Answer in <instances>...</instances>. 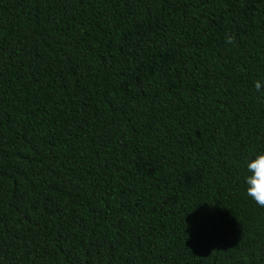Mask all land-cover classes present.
I'll use <instances>...</instances> for the list:
<instances>
[{
    "label": "trees",
    "instance_id": "1",
    "mask_svg": "<svg viewBox=\"0 0 264 264\" xmlns=\"http://www.w3.org/2000/svg\"><path fill=\"white\" fill-rule=\"evenodd\" d=\"M256 81L264 0H0V264H264Z\"/></svg>",
    "mask_w": 264,
    "mask_h": 264
},
{
    "label": "clouds",
    "instance_id": "2",
    "mask_svg": "<svg viewBox=\"0 0 264 264\" xmlns=\"http://www.w3.org/2000/svg\"><path fill=\"white\" fill-rule=\"evenodd\" d=\"M233 37L227 36L226 43H232ZM264 81H256L255 87L259 90ZM245 191L258 205L264 206V149L256 151L244 162Z\"/></svg>",
    "mask_w": 264,
    "mask_h": 264
}]
</instances>
